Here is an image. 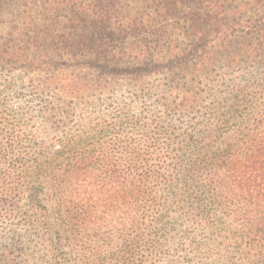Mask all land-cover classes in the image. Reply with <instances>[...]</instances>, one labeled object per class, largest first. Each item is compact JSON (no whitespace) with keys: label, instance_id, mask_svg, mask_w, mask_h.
<instances>
[{"label":"trees","instance_id":"trees-1","mask_svg":"<svg viewBox=\"0 0 264 264\" xmlns=\"http://www.w3.org/2000/svg\"><path fill=\"white\" fill-rule=\"evenodd\" d=\"M0 22V81L37 99L10 114L0 86V264H264V58H202L264 0H0Z\"/></svg>","mask_w":264,"mask_h":264},{"label":"rangeland","instance_id":"rangeland-1","mask_svg":"<svg viewBox=\"0 0 264 264\" xmlns=\"http://www.w3.org/2000/svg\"><path fill=\"white\" fill-rule=\"evenodd\" d=\"M249 17V14H246L242 17V19H246ZM6 23L0 22V49H3L6 45L16 43L15 38H10L5 34V26ZM231 39L233 43V48L229 54L224 53L223 55H219V57H215L214 53L211 52L210 49L206 50L202 55V58H264V26L259 24H253L251 27H244V28H236L234 32L231 34ZM217 48V47H216ZM264 68V64L261 66L260 70ZM221 74L225 72L224 69H220ZM251 67H236L233 69V73H230L229 77L238 76L240 74H247L250 72ZM14 72H19L20 68L16 67ZM9 82H2L0 81L2 96L5 97L7 100V104L9 105L8 111L11 114V111L20 112L22 110L30 111L29 108L35 107L34 103L37 102V99L31 100L28 96V92L25 89L23 96L18 100L17 98L13 97L10 92V88L13 86V83L10 82V79H7ZM219 86L217 87L218 90V99H222L223 96L226 94V89L221 83H218ZM25 81L21 82V86H25ZM24 88V87H23ZM209 101V100H208ZM19 104V105H18ZM35 114V113H32ZM35 116V115H33ZM26 120V119H24ZM64 242V240H63ZM16 262L18 264H29L27 262H23L20 259H17ZM192 264H208L203 262L195 261L191 262Z\"/></svg>","mask_w":264,"mask_h":264}]
</instances>
